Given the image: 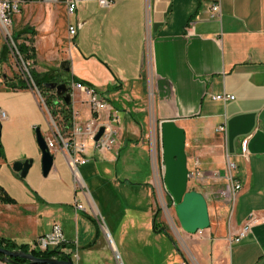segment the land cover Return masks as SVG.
<instances>
[{"label": "crops", "instance_id": "1", "mask_svg": "<svg viewBox=\"0 0 264 264\" xmlns=\"http://www.w3.org/2000/svg\"><path fill=\"white\" fill-rule=\"evenodd\" d=\"M76 1L71 17L64 0L19 2L9 31L28 29L18 43L34 48L35 74L53 73L70 85L81 81L101 94L118 117L115 145L99 152L84 135L64 129L63 142L50 148L53 165L43 177L41 156L35 163L34 129L48 140L57 126L36 89L11 88L20 78L10 53L0 59V109L6 113L0 121V190L15 200L0 203V237L30 246L57 224L73 264H116L114 237L138 244L150 236L168 237L175 253L169 248L158 260L140 252L133 260L119 254L122 264H264V0H221L219 20L208 18L213 0H106L107 6ZM76 22L81 28L70 41L66 29ZM63 61L70 65L64 76L58 73ZM71 109L81 125L95 117L73 89ZM99 117L106 121V112ZM151 120L159 129L173 121L192 140L185 146L199 161L198 178L227 183V164L235 165L241 191L233 208L207 207L208 229L173 230L169 211H157ZM13 130L26 136L27 150L17 136L8 137ZM80 143L84 151L74 153L71 146ZM78 158L86 162L74 173L70 162ZM28 159L31 168L20 178L12 165ZM109 193L135 201V208L143 202L146 210L100 211L98 202L107 204ZM251 215L256 222L250 232L234 241Z\"/></svg>", "mask_w": 264, "mask_h": 264}, {"label": "built area", "instance_id": "2", "mask_svg": "<svg viewBox=\"0 0 264 264\" xmlns=\"http://www.w3.org/2000/svg\"><path fill=\"white\" fill-rule=\"evenodd\" d=\"M66 5V14L68 17H71L74 15L76 9H77V1L76 0H64ZM19 0H0V32L2 37L7 42V45L9 47L10 53L15 56V58L23 65V68L25 72L28 75V83L29 87L35 88L30 74H29V67L32 64L31 60H23L22 57L19 55L17 48L15 44L13 43L11 39V35L8 32L7 26L10 27L11 24V17L14 13L18 12V3ZM99 4L101 6H107L109 4L106 0L99 1ZM220 4L221 0H213L210 4V7L208 9V18L209 20H219L220 18ZM81 28V23L76 22L75 24H68L67 26V36L70 41H72L76 35L78 30ZM78 91L81 93L85 99L86 103L88 104L89 111L92 115H95V117L92 116V118L85 123L84 125H81L78 123L77 118L79 117V114L77 112L72 111L71 109V128L70 131L76 133V134H82L85 137H87L91 143L94 145L96 150L99 152H108L111 150L115 145V130L113 128V125L115 123H118V117L116 115V112L113 111L111 107H109L107 101L102 98V96L96 92L94 88L91 86H87L81 82H74L71 85V90ZM37 90V89H36ZM38 91V90H37ZM39 92V91H38ZM41 96V95H40ZM42 98V97H41ZM43 99V98H42ZM215 99L227 101L232 100V96H217ZM44 102V100H43ZM60 105L64 104V102L60 99L59 101ZM45 104V103H43ZM65 105V104H64ZM103 112H106V121L100 120L99 115ZM6 119V113L0 109V121ZM100 127L104 128L102 136L99 138L97 142H93V137L96 135L98 129ZM220 133L224 132V128L219 127L218 130ZM48 149L56 144V142L62 141V136L60 135L58 130L54 131L53 139L45 140ZM67 146V143H65ZM74 153H79L84 151V144H74L71 146ZM247 153L246 151V142L244 141L241 144V154L245 156ZM86 160L82 158L78 159H72L70 162L71 169L74 173H76V166L77 164L85 163ZM199 167V161L198 159L194 160V170L197 178L199 177L198 172ZM236 167L233 163H228L226 168V192L224 195L231 200L232 202L236 201V198L241 191V184L237 182L233 177V172L235 171ZM188 173L190 175V178L194 175L191 171L188 170ZM76 209H82L81 205L76 204ZM256 222V219L253 215L249 216V218L246 220L242 228L240 229L238 235H236L234 241H239L240 239L244 238L251 230V227ZM261 223H264V218L261 219ZM66 242L61 235L60 229L57 224H54L52 226V232L51 234L47 236L39 237L33 244L29 246L30 249L37 250V251H47V250H57L61 253L63 256H68L71 254V252L65 247ZM114 253V260L116 264H122L121 259L119 255L116 252ZM57 258V257H53Z\"/></svg>", "mask_w": 264, "mask_h": 264}, {"label": "water", "instance_id": "3", "mask_svg": "<svg viewBox=\"0 0 264 264\" xmlns=\"http://www.w3.org/2000/svg\"><path fill=\"white\" fill-rule=\"evenodd\" d=\"M20 2H34L38 0H19ZM59 70L67 74L70 71L68 61H63ZM45 87L60 98L66 106L71 105V86L66 83H46ZM104 131L100 127L93 137L97 142ZM185 133L177 127L173 121H163L160 125L161 156L163 162V185L171 197L175 216L182 231L187 234H195L198 231L209 228L208 208L205 198L196 191H188L187 183L190 178L187 168V156L185 152ZM36 145L41 153V173L46 177L53 165V156L47 147L46 141L39 129H35ZM32 160L17 161L12 165L14 172L20 178H25L31 168ZM3 256L0 259L2 264L12 263L11 259L20 258L27 261V264H73L69 257L58 258H36L30 253L21 251H8L0 249ZM57 256H61L58 252Z\"/></svg>", "mask_w": 264, "mask_h": 264}, {"label": "rangeland", "instance_id": "4", "mask_svg": "<svg viewBox=\"0 0 264 264\" xmlns=\"http://www.w3.org/2000/svg\"><path fill=\"white\" fill-rule=\"evenodd\" d=\"M7 29L10 34L8 26H7ZM0 42H1L0 47L3 44L7 45V42L1 35V32H0ZM9 56H10L11 64H13L14 66L18 68L17 71L19 73V78L22 80L28 81L29 80L28 75L25 72L23 65L11 53L9 54ZM31 67H32V64L29 67V71L31 70ZM54 122H55V125L57 126V129L61 133V136L64 137L65 136L64 126H63L61 117L56 116V118L54 119ZM153 123H154L153 120H151V125H150L151 131H150L149 138H150L153 156H155L156 161H157L156 170H157V175H158V185L156 186V195L155 197H153V201H155L156 208L158 209V211H169L170 213V217L168 216L169 224H170V227L174 230L175 227L180 228V226L175 216L174 206H173L171 197L168 195L163 185L162 178H163L164 169L162 165V156H161L160 129L158 127H154V125H152ZM0 126H1L0 135L2 137L3 128L1 124ZM44 126L47 127L48 129V126L46 125L45 122H44ZM15 136L19 138L18 142L20 143V145H23L25 147V150H27L29 147H28V141L26 139V136L22 133L18 134L16 133L15 130H13L12 133L9 134L8 137L14 138ZM219 136H217L216 138V142H217L216 144L218 143L220 144L221 142ZM33 139H34V144H33L34 151H36V153H38L39 155L38 158L35 159V163L39 164L41 155L35 143V129L33 133ZM185 143H187L188 145V143L189 144L192 143V140H190V138H186ZM187 147L188 146H185V152H186L187 158L190 159L188 169L194 174L188 180L187 190L188 191L198 190V191H201L203 194H205L204 195L205 197L204 196L203 197L205 198L207 202V207H209L210 211H220L221 208L226 207V206L228 207L230 205L233 208L235 202H232L224 195V193L226 192V186L228 185L227 183H215V182H212V180L208 182L207 180L204 181L201 178H197L195 174V170H194V160L195 159H193V155ZM28 160H32V163H33V159H28ZM150 169H151V166H150ZM219 189L220 191L217 192L216 190H219ZM106 200L108 202L105 205L101 203L100 201L98 202L96 200L98 202V208L100 211H112L113 209L115 211H145L146 210L143 202H141V204L139 203L138 207L135 208L136 202L131 201V200L128 201L125 197H122V194L112 195L111 193H109L107 195ZM113 203L115 205L114 207L111 205ZM114 239L118 247L117 250L119 252V253L117 252L116 253L118 255L120 254L123 259L126 256H131L132 260L136 259L137 257H139L137 255V252H140V254L145 258H149V259L154 258L158 260L161 257H167L169 248L171 249L172 253H175L176 251L175 244L166 236H159L156 238H154V236L145 237V239H143L142 242H139L138 244H135V242L134 243L130 242L128 238L124 239L123 243H120L115 237ZM67 249L69 250V248Z\"/></svg>", "mask_w": 264, "mask_h": 264}, {"label": "trees", "instance_id": "5", "mask_svg": "<svg viewBox=\"0 0 264 264\" xmlns=\"http://www.w3.org/2000/svg\"><path fill=\"white\" fill-rule=\"evenodd\" d=\"M27 32H28V29H23L21 32L17 33L16 35H11V39H12L13 43L15 44L17 51H18L19 55L22 57V59L23 60H32L35 57V53H34V48L31 46V44L26 45L24 42L18 43V40ZM9 53H10L9 47H8V45L5 44L0 51V59L6 60ZM58 73L60 75H63V76L65 75L61 72H58ZM29 74H30L31 80H32L35 88L39 91L41 97L43 98L45 106L49 110V113L52 116V118L55 119L56 116H60L61 120L63 122L64 129L70 130V128H71V105L70 106H66L64 104L60 105V103H59L60 98H58L53 91H51L45 87L46 83L56 82V83H66V84L70 85V82L58 79L56 76L53 75V73L37 75L32 70H30ZM72 81L73 82H81V81H75L74 79H72ZM81 83H83V82H81ZM28 87H29V83L26 80L19 79L15 85H12L11 88L12 89H25ZM0 158L1 159L4 158L1 139H0ZM0 203L14 204L15 200L12 199L11 197H9L7 194H5L2 190H0ZM154 228H155V231H157L156 224H154ZM66 246L67 245H65V247ZM0 249H5L8 251H21L24 253H30L31 255H33L36 258L57 257L58 259H63V255L57 256V253H58L57 250H47V251L41 252V251L29 249L28 245L17 246L12 241H10L8 239H4L2 237H0ZM2 257L3 256L0 254V259ZM66 257L70 258V255H68ZM11 261H12V263H10V264H27V261L20 259V258H13V259H11Z\"/></svg>", "mask_w": 264, "mask_h": 264}, {"label": "bare ground", "instance_id": "6", "mask_svg": "<svg viewBox=\"0 0 264 264\" xmlns=\"http://www.w3.org/2000/svg\"><path fill=\"white\" fill-rule=\"evenodd\" d=\"M0 13H1V11H0Z\"/></svg>", "mask_w": 264, "mask_h": 264}]
</instances>
